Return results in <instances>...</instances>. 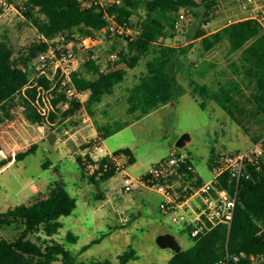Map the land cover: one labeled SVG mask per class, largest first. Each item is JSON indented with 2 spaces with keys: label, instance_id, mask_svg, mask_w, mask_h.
<instances>
[{
  "label": "trees",
  "instance_id": "trees-1",
  "mask_svg": "<svg viewBox=\"0 0 264 264\" xmlns=\"http://www.w3.org/2000/svg\"><path fill=\"white\" fill-rule=\"evenodd\" d=\"M5 3L16 5L39 35L50 40L71 33L95 36L109 26V18L132 27V17L139 16L136 36H118L126 45L118 50V42L115 41L111 50L118 53L117 63H124L127 68L105 71L98 60L89 57L73 74L76 88L90 91L85 108L94 119L99 140H106L130 125L118 119L100 122L97 120L98 108L126 80L128 69L136 68L142 60H145L146 70L128 88L127 114L145 116L170 104L176 97L190 93L200 101V107L204 110L211 102L215 103L254 143L264 138V30L257 21H234L214 32H207L200 26L194 33H189L190 41H200L203 55L227 44L229 62L226 66L205 58L200 66L187 64L185 68L182 58L189 54L192 42L181 47L167 43L178 36L183 10L198 18V11L203 9L202 21L207 23L217 6V0H112L109 3L105 1L104 6L95 0H6ZM2 9L0 6V14ZM48 47L46 42L39 39L17 57L7 38L0 40V131L1 125L12 119L11 109L17 99L24 107V117L29 122L44 125L31 101L35 89L27 90V97L22 90L33 74V61ZM180 76L186 86L180 81ZM39 81L46 87L51 85L45 79ZM56 95L55 105L66 100L64 93ZM80 109L81 104L72 101L67 110L58 109L57 113H53L50 123L54 124L58 119L66 121ZM35 152L33 146L1 159L0 170L10 162L24 160ZM119 152L128 155V164L136 161L128 147ZM216 156L212 154L210 157L211 164L220 155ZM77 162L90 184L98 186L118 174L113 168L108 171L101 168L94 174H88L87 162H93L88 153L78 155ZM249 172L251 178L243 179L238 184L228 174L222 175L214 183L217 190L227 189L232 194L237 193L231 226L220 224L207 234L192 237L194 246L179 253L174 252L166 264H215L227 254L242 253L244 255L238 261H231L230 264H264V167L257 170L250 166ZM203 182L198 178L195 184L201 186ZM101 193L100 197H103L104 193ZM77 207L78 199L62 183H55L49 186L45 196L0 212V228L14 226L21 230L13 240L0 239V264H129L131 259H137L135 251L129 250L120 255L117 262L79 261L80 255L107 234L93 239L77 253L54 240L53 237L59 235L64 226L63 217L72 216ZM66 239L72 244L78 241L72 232L66 234Z\"/></svg>",
  "mask_w": 264,
  "mask_h": 264
},
{
  "label": "rangeland",
  "instance_id": "rangeland-1",
  "mask_svg": "<svg viewBox=\"0 0 264 264\" xmlns=\"http://www.w3.org/2000/svg\"><path fill=\"white\" fill-rule=\"evenodd\" d=\"M106 1L110 2V0ZM5 2L6 0H0V6L3 8L0 14V40L6 37L15 49V56L19 57L41 36L16 5ZM238 4L235 0H217V6L207 23L202 21L203 9L198 11L200 15L198 18H194L187 10L182 11L178 36L168 40L167 43L181 47L192 42L193 47L189 54L182 58L185 68L187 64L200 66L205 58L215 60L224 66L228 64L227 44L220 45L216 50L203 55L200 41H190L189 33H194L200 26L207 32H214L240 20L243 13L239 10ZM138 22H140L139 16H133L132 37L138 33ZM100 41L101 43L92 50L80 53V59L97 56L95 60H98L99 66L105 71L127 68L124 63H111L108 59L114 42H118L119 50L125 47V41L108 35H103ZM145 70V60H142L136 68L128 69L126 80L117 86L115 92L107 96L98 108L97 120L100 122L118 119L130 124L105 141L109 151L128 147L136 156V161L128 164L127 174L138 178L153 165L166 160L171 151L178 150L190 156L201 177L210 179L212 173L209 167L212 154L231 156L253 146L254 142L251 138L215 103L209 104L204 110L200 107V101L189 93L176 97L170 104L148 115L138 117L127 114L128 88L138 81ZM180 81L187 85L182 76ZM11 114L12 119L1 125L0 140L4 150L0 153V160L33 146L36 152L24 160L12 161L11 165L3 171L0 170L2 187L0 212L33 201L38 196H45L49 186L62 183L71 194H76L78 207L74 212L75 215L63 217L64 226L61 233L53 239L64 243L66 248L77 253L94 238L107 234L103 240L80 255L79 261L117 262L120 255L134 250L137 259H131L129 264H166L172 258L174 251L171 248H162L157 243L158 236L165 233L174 235L182 250L194 246V240L185 225L174 222L172 216L161 210L162 196L157 190L151 187H137L138 189L126 193L123 189L124 173H118L98 186L85 180L77 157L86 153L94 155L92 146L95 140L92 136L97 131L83 122L85 111L79 110L75 113V119L68 118L66 121L58 119L54 124H44L41 127L43 132L39 129L33 131L23 124L25 110L18 99L11 109ZM73 134H76L74 139L71 137ZM184 135H188V138L179 145L178 141ZM101 190L104 191L105 196H108L112 212L97 219L94 217L96 209L105 207L106 203V198L100 197ZM88 206H90L89 210L94 212L93 216L91 213L87 214ZM20 231V227L18 229L14 226L2 227L0 239L13 240ZM69 232L78 236L76 244L66 239V234Z\"/></svg>",
  "mask_w": 264,
  "mask_h": 264
},
{
  "label": "built area",
  "instance_id": "built-area-1",
  "mask_svg": "<svg viewBox=\"0 0 264 264\" xmlns=\"http://www.w3.org/2000/svg\"><path fill=\"white\" fill-rule=\"evenodd\" d=\"M95 1L104 6L106 0ZM235 1H238L239 10L243 13L240 20H255L264 30V0ZM109 22V26L95 36L71 33L61 34L51 40L40 38L49 47L46 52L41 53L33 61V74L22 93L27 97V90L35 89V96L31 101L36 112L44 120V124H51V115L57 113L58 109L67 110L72 101L80 103L81 108L86 105L90 91L78 90L73 79V74L88 59L81 60L80 53L90 51L99 45L103 35L112 38L132 37V27L129 24H120L113 18H109ZM92 58L95 59L97 56ZM108 59L111 63L117 62L118 53L111 51ZM101 69L103 70L102 67ZM40 79L49 81L50 87L41 84ZM58 93H64L66 100L55 105L54 100ZM22 119L23 124L33 131L43 130L42 125L31 123L25 117ZM92 151L94 153L92 155L93 162H87L86 165L88 174H94L101 168L104 171L113 168L117 173H124L123 189L126 193H130L140 185L157 190L163 195L160 204L161 210L172 216L174 222L184 224L194 238L207 234L220 224L229 227L232 224L237 204V193L232 194L227 189L217 190L214 183L218 178L228 174L238 184L243 179L251 178L250 166L256 167L257 170H262L264 167V138L254 143L246 151L231 156H219L210 165L212 177L203 182L201 186L195 184L200 176L190 156L178 150L171 151L166 160L153 165L139 178L127 174L128 158L124 152L108 153L101 140L94 141ZM0 153H3V150ZM243 255V253L241 255L227 254L215 264H230L231 261H238Z\"/></svg>",
  "mask_w": 264,
  "mask_h": 264
},
{
  "label": "crops",
  "instance_id": "crops-1",
  "mask_svg": "<svg viewBox=\"0 0 264 264\" xmlns=\"http://www.w3.org/2000/svg\"><path fill=\"white\" fill-rule=\"evenodd\" d=\"M190 94V93H189ZM191 95V94H190ZM90 96V95H89ZM192 96V95H191ZM193 97V96H192ZM210 104H212V102L210 103ZM85 106V105H84ZM84 106H82V108L80 109V110H83V111H85V114H84V118H83V122L84 123H88V125H91L92 126V128L94 129V130H96V128L94 127V120H93V118L91 117V115L87 112V110H86V108L84 107ZM75 117L76 116H73V117H71L70 119H75ZM89 122H90V124H89ZM41 130V129H40ZM41 132H43V130L41 131ZM97 132V131H96ZM96 132L94 133V135L92 136L93 137V139L94 140H99V134H98V132H97V134H96ZM73 139L76 137V134H73L72 136H71ZM107 140V139H106ZM106 140H102L103 141V143H104V145H105V141ZM105 147H106V150H107V152L108 153H113V152H119V150H122V149H124V148H127V147H124V148H121V149H119L118 151H109V149L107 148V146L105 145ZM84 151V150H83ZM86 151V150H85ZM84 155V154H83ZM128 156V155H127ZM136 157V156H135ZM127 158H129V157H127ZM13 162H10L8 165H6L1 171H3L5 168H7L9 165H11ZM209 169H210V167H209ZM197 173H198V171H197ZM128 175H130V174H128ZM199 175V174H198ZM131 176V175H130ZM142 176V175H141ZM140 176V177H141ZM200 176V175H199ZM135 178V177H134ZM139 178V177H138ZM200 178L201 179H203V181L205 182V181H207V180H209V179H206V178H204V177H201L200 176ZM138 188H140V187H145V186H142V185H140V186H137ZM134 188V189H138V188ZM133 189V190H134ZM101 192H103L104 193V191H102L101 190ZM73 196H75V197H77L76 196V194H72ZM160 195L162 196V200H163V195L160 193ZM103 198H106L105 199V207H103V208H101L100 207V209H96V216H94V217H96L97 219H99L100 217H102V215H106L108 212H112L111 211V205H110V203H108V196H105V194H104V196H103ZM162 202V201H161ZM89 208H90V206H88V209H87V211H88V213L87 214H89V213H91V216H93V211H90L89 210ZM105 213V214H102V213ZM73 215H75V213L73 214ZM112 227H110V229H111ZM77 236V235H76ZM78 237V236H77ZM97 238V237H96ZM95 239V238H94Z\"/></svg>",
  "mask_w": 264,
  "mask_h": 264
},
{
  "label": "water",
  "instance_id": "water-1",
  "mask_svg": "<svg viewBox=\"0 0 264 264\" xmlns=\"http://www.w3.org/2000/svg\"><path fill=\"white\" fill-rule=\"evenodd\" d=\"M188 138V135L182 136L178 144L181 145ZM157 243L162 248H171L174 252L179 253L182 250L180 243L177 241L176 237L170 233L161 234L157 238Z\"/></svg>",
  "mask_w": 264,
  "mask_h": 264
}]
</instances>
